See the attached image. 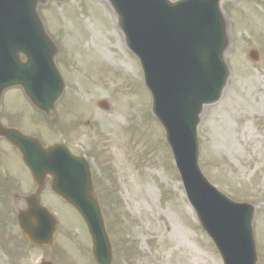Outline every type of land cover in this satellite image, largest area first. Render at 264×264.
<instances>
[{
    "label": "rangeland",
    "instance_id": "374dc122",
    "mask_svg": "<svg viewBox=\"0 0 264 264\" xmlns=\"http://www.w3.org/2000/svg\"><path fill=\"white\" fill-rule=\"evenodd\" d=\"M223 8L230 77L220 101L201 116L200 167L221 193L254 206L258 264H264V4L230 0ZM40 12L60 49L57 64L67 86L58 118L44 121L15 91L6 99L8 112L23 133L47 146L62 142L87 157L113 264H223L187 201L140 64L110 5L48 0ZM251 50L259 61L249 59ZM97 101L110 109L102 110ZM2 153L13 175L29 178L13 149L6 146ZM44 204L59 226L55 246L42 249L23 241L14 209L0 205V264H96L79 214L51 191Z\"/></svg>",
    "mask_w": 264,
    "mask_h": 264
},
{
    "label": "water",
    "instance_id": "95a60500",
    "mask_svg": "<svg viewBox=\"0 0 264 264\" xmlns=\"http://www.w3.org/2000/svg\"><path fill=\"white\" fill-rule=\"evenodd\" d=\"M107 1L114 9L127 48L140 61L145 85L152 94L153 113L165 129L188 200L202 228L224 264H257L252 225L255 208L223 196L199 165L197 128L204 107L220 101L230 77L225 60L230 47L229 26L223 9L230 0ZM1 2L10 3L17 16L22 12L26 23L22 31H17L22 47L7 43L1 50L0 81L4 80L5 68L10 75L4 80L6 85L21 86L32 104L53 121L65 83L56 64L59 49L46 33L38 12L39 5L47 0ZM21 55L27 58L24 65ZM249 57L259 61L256 51ZM100 105L108 109L105 102ZM0 137L20 151L37 182L50 177L52 191L81 215L92 238L96 262L113 264L112 243L88 162L72 155L65 146L44 147L38 139L14 129L0 128ZM39 195L33 196L28 210L19 214L20 228L32 244L53 246L58 221L40 205Z\"/></svg>",
    "mask_w": 264,
    "mask_h": 264
},
{
    "label": "flooded vegetation",
    "instance_id": "af4514ba",
    "mask_svg": "<svg viewBox=\"0 0 264 264\" xmlns=\"http://www.w3.org/2000/svg\"><path fill=\"white\" fill-rule=\"evenodd\" d=\"M21 61L25 62V58L21 57ZM19 92L23 99L25 100L26 104L32 107V104L26 97L24 90L22 88H10L6 89L3 92L0 91V126L6 127V128H16V122H15V115L8 112L7 108V97L11 92ZM33 108V107H32ZM42 118H44L41 115ZM8 146V148L13 149L10 144L4 140L0 139V205L6 204L8 208L11 210L14 209L16 213L15 219L17 220V213L20 210H23L26 208V198L33 193H35L38 190V186L35 183L32 175L30 174L29 170L26 168L24 163L22 162L23 166L27 170L29 174V178L24 180L19 176L13 175L10 170L7 168V166L4 164L3 161V153L4 149ZM2 150V152H1ZM16 154L19 156L17 151L13 149ZM20 157V156H19ZM49 179H46V182L44 184V190L42 192V199H44V196L49 191ZM11 215V214H10Z\"/></svg>",
    "mask_w": 264,
    "mask_h": 264
},
{
    "label": "bare ground",
    "instance_id": "6f19581e",
    "mask_svg": "<svg viewBox=\"0 0 264 264\" xmlns=\"http://www.w3.org/2000/svg\"><path fill=\"white\" fill-rule=\"evenodd\" d=\"M66 31H67V29H66Z\"/></svg>",
    "mask_w": 264,
    "mask_h": 264
}]
</instances>
